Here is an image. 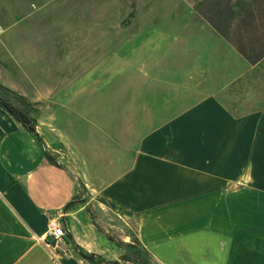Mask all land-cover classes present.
<instances>
[{"label": "crops", "instance_id": "0c3cea01", "mask_svg": "<svg viewBox=\"0 0 264 264\" xmlns=\"http://www.w3.org/2000/svg\"><path fill=\"white\" fill-rule=\"evenodd\" d=\"M202 29L187 51L174 39L143 57L179 73L143 75L116 107L83 88L77 169L0 107V264H134L121 259L134 251L150 264H264V107L231 94L246 61ZM183 53L195 56L186 83ZM51 221L65 230L56 255Z\"/></svg>", "mask_w": 264, "mask_h": 264}, {"label": "rangeland", "instance_id": "374dc122", "mask_svg": "<svg viewBox=\"0 0 264 264\" xmlns=\"http://www.w3.org/2000/svg\"><path fill=\"white\" fill-rule=\"evenodd\" d=\"M263 21L264 0H0V99L26 112L54 154L77 169V112L83 107L78 97L84 87L87 95L96 90L101 96L97 106L116 107L121 100L115 97L125 94L129 83L140 84L143 75L179 73L169 57L159 64L154 58L157 66L150 60L146 68L143 57L172 51L174 39L187 51L209 24L225 31L232 44L258 48L250 40L261 34ZM195 28L197 36L188 39L185 32ZM147 39L151 42L143 45ZM188 55H183V83L195 61ZM239 73L244 79L231 85V94L247 112L257 103L264 107V58L254 65L246 61ZM84 104L93 106V100ZM136 252L141 264L146 255Z\"/></svg>", "mask_w": 264, "mask_h": 264}, {"label": "trees", "instance_id": "16d2710c", "mask_svg": "<svg viewBox=\"0 0 264 264\" xmlns=\"http://www.w3.org/2000/svg\"><path fill=\"white\" fill-rule=\"evenodd\" d=\"M133 16V11H130V13L128 14V18H131ZM212 26L214 27V29H216L225 39H227V41L230 42V40L228 39V34L225 31H221L217 26H215L214 24H212ZM263 26H264V21H263ZM258 43L260 44V47L258 48H251V49H247L244 44L241 41H237L235 43H231L232 45L235 46V48L237 49L238 53L250 64H256L257 62H259L260 60H262L264 58V27L262 29L261 34L258 35V37L256 39H251L250 43L252 45V43ZM0 107L4 108L14 119H16L18 122H20L23 126L27 127L30 131H34L35 130V125L32 122V120L30 119V117L28 116V114L26 112L21 111L20 109L14 107L13 105H11L10 103H8L7 101L0 99ZM142 254V253H141ZM128 255H133L131 260L134 264H139V260L138 257L134 255H138V253L136 251L132 252V253H126L123 254L121 259L123 260H129V256ZM85 258L88 259H93L94 257L92 255H88L85 256ZM117 264V263H115ZM141 264H150L147 259H143L141 261Z\"/></svg>", "mask_w": 264, "mask_h": 264}, {"label": "built area", "instance_id": "2783aa9c", "mask_svg": "<svg viewBox=\"0 0 264 264\" xmlns=\"http://www.w3.org/2000/svg\"><path fill=\"white\" fill-rule=\"evenodd\" d=\"M47 236L50 237L52 241L45 243V246L52 255H56L55 249L57 248V244L65 237L63 225L58 221H51L48 226ZM53 260L57 262L55 257H53Z\"/></svg>", "mask_w": 264, "mask_h": 264}]
</instances>
